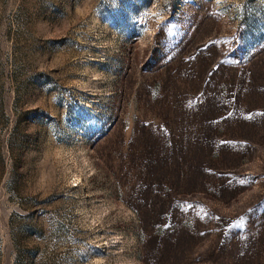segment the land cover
<instances>
[{
	"label": "rangeland",
	"instance_id": "1",
	"mask_svg": "<svg viewBox=\"0 0 264 264\" xmlns=\"http://www.w3.org/2000/svg\"><path fill=\"white\" fill-rule=\"evenodd\" d=\"M0 264H264V0H0Z\"/></svg>",
	"mask_w": 264,
	"mask_h": 264
}]
</instances>
